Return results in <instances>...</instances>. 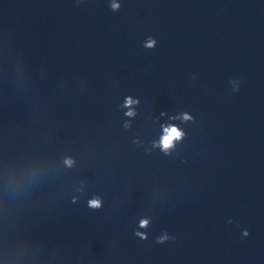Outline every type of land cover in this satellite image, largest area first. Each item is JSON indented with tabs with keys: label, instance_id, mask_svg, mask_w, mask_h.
Returning a JSON list of instances; mask_svg holds the SVG:
<instances>
[{
	"label": "clouds",
	"instance_id": "obj_1",
	"mask_svg": "<svg viewBox=\"0 0 264 264\" xmlns=\"http://www.w3.org/2000/svg\"><path fill=\"white\" fill-rule=\"evenodd\" d=\"M119 5H113V8H118ZM151 46V44L149 45ZM134 103H138V101H133L130 97L126 98L125 107L131 108V105ZM135 113L129 110L126 115L133 116ZM187 118V117H186ZM183 133L175 126L167 127L164 129V135L161 137L160 146L164 151L169 150L173 147L174 141L179 140L182 137ZM66 163L71 166V160L66 161ZM89 206L92 208H99L101 206V201L99 199H92L89 201ZM147 220L141 221V227H145L147 225Z\"/></svg>",
	"mask_w": 264,
	"mask_h": 264
}]
</instances>
